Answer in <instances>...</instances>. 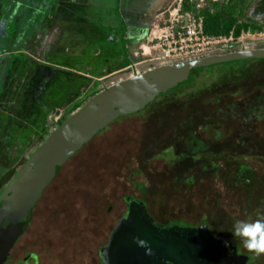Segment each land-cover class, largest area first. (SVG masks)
Here are the masks:
<instances>
[{
  "label": "rangeland",
  "instance_id": "rangeland-1",
  "mask_svg": "<svg viewBox=\"0 0 264 264\" xmlns=\"http://www.w3.org/2000/svg\"><path fill=\"white\" fill-rule=\"evenodd\" d=\"M40 1L50 8V32L23 42L37 28L32 9ZM24 5L0 0V63H7L0 170L6 172L25 164L52 127L105 90L111 75L169 62L165 56L264 45V0H31L22 12ZM192 22L201 32L190 39L185 27ZM122 37L130 57L125 69L117 65L126 56ZM182 83L174 99L113 123L73 154L5 264H33L28 254L37 264H98L128 196L145 202L161 225L204 222L213 236L231 234L255 264L233 225L264 217V61H208L172 80Z\"/></svg>",
  "mask_w": 264,
  "mask_h": 264
},
{
  "label": "water",
  "instance_id": "water-1",
  "mask_svg": "<svg viewBox=\"0 0 264 264\" xmlns=\"http://www.w3.org/2000/svg\"><path fill=\"white\" fill-rule=\"evenodd\" d=\"M264 60V45L225 52L152 68L114 84L88 99L52 130L0 192V264L26 226L30 209L52 181L58 167L114 119L134 113L176 86L172 80L208 61L231 63ZM133 69V68H132ZM172 95V94H171ZM174 95V94H173ZM57 116L59 114H56ZM126 214L111 231L99 256L103 264H244L228 237L212 236L206 225L156 224L143 203L126 199ZM6 222V228L2 224ZM146 241L150 253L139 246ZM225 241L229 244L226 247ZM232 250V252H230Z\"/></svg>",
  "mask_w": 264,
  "mask_h": 264
},
{
  "label": "flooded vegetation",
  "instance_id": "flooded-vegetation-1",
  "mask_svg": "<svg viewBox=\"0 0 264 264\" xmlns=\"http://www.w3.org/2000/svg\"><path fill=\"white\" fill-rule=\"evenodd\" d=\"M120 64H118V65H121V63H123V58L121 57V61L119 62ZM170 64V63H169ZM169 64H164V65H158V66H156V67H153V68H159V67H162V66H166V65H169ZM142 65H144V64H139V65H136V66H134L133 67V69H131V71H134V75H136V74H139V72H138V68L140 67V66H142ZM127 68V67H126ZM122 69H125V68H122ZM150 69H152V68H150ZM149 70V69H148ZM147 70V71H148ZM2 71V70H1ZM131 71L129 72V73H118V74H114V75H111V76H109V77H107L106 79H105V84H106V87H110V86H112V85H114V84H117V83H119V82H121V81H123V80H125L126 78H129L130 77V73H131ZM144 72H146V71H144ZM141 73V72H140ZM3 75H4V69H3V71L2 72H0V81L2 80V78H3ZM38 76H40L41 78H40V80L43 78V80H45V76L44 75H42V74H39ZM42 80V81H43ZM42 81H40V84L42 83ZM32 82H33V80H32ZM42 86V85H41ZM41 86H39V87H41ZM45 86V88L44 89H41V92H43L44 90H46V88H48L46 85H44ZM38 90V89H37ZM39 92H40V89H39ZM174 97L175 96H173V95H167V96H165V97H159V98H157V99H155V100H153L152 102H150L148 105H146L145 107H143L142 109H139V110H137V111H135L134 113H131V114H127V115H125V116H122V117H118V118H116V119H114V120H112L106 127H105V129H103L102 131H100V132H98L97 134H95L88 142H86L85 144H83L81 147H84L85 145H87L90 141H92L96 136H98L99 134H101V133H103L109 126H111L113 123H115V122H117V121H119V120H121V119H125V118H128V117H133V116H136V115H139V114H141V113H144L145 111H147L148 110V108L150 107V105L151 104H153V103H155V102H157L158 100H160V99H167V98H169V99H174ZM39 116V115H38ZM55 129V127H52V129L51 130H54ZM77 152V151H76ZM75 152V153H76ZM31 156V155H30ZM29 156V157H30ZM73 156V155H72ZM72 156L65 162V164L72 158ZM29 157L27 158V160L29 159ZM26 160V161H27ZM26 163V162H25ZM65 164H63L61 167H60V169L65 165ZM24 165V164H23ZM22 165V166H23ZM22 166L15 172V173H13L12 172V169L10 170V171H1L0 170V178H3L4 179V183H5V179L7 178L8 180H7V182L4 184V183H2V187H1V189H0V192L1 191H3V189L7 186V184L13 179V177L16 175V173L22 168ZM14 168V167H13ZM59 169V170H60ZM58 170V171H59ZM58 171L56 170V173H55V176H54V178L56 177V175H57V173H58ZM5 174H8L7 176L5 175ZM54 178L52 179V181L54 180ZM51 181V182H52ZM51 182L48 184V186L51 184ZM4 184V185H3ZM48 186L44 189V191L48 188ZM143 189V185H141V190ZM44 191L42 192V194H41V196H40V198L38 199V201L34 204V206L30 209V211H29V213H28V216H27V218H26V220H25V222H26V226H25V228L23 229V231H22V234L20 235V237L16 240V242L13 244V246L11 247V249L9 250V252H8V254H7V257H6V259L2 262V264H5V263H7V262H9L10 261V253L12 252V250L14 249V247H15V245L17 244V242L24 236V234H25V231H26V229H27V227H28V225H29V218H30V215H31V212H32V210H33V208L35 207V205L39 202V200L41 199V197H42V195H43V193H44ZM133 199V201H137V202H140V203H143L144 205H145V211H146V213H147V215L156 223V224H158V225H160V226H167V225H169V224H172V223H174V222H172V223H168L167 225H161L160 223H158L156 220H154L150 215H149V213H148V208H147V204L145 203V202H143L141 199H138V198H135V197H132V196H128V197H124L123 199H122V201H123V204H124V214L120 217V219L116 222V224L125 216V214H126V202H125V200L126 199ZM2 204H3V202H1L0 203V207L2 206ZM176 223H183V222H176ZM116 224H115V226H116ZM184 224H186V223H184ZM203 224H205L206 225V223H202L201 225H199V226H193V225H189V224H187V225H189V226H192V227H202V225ZM114 226V227H115ZM207 227V226H206ZM2 228H6V222H4L3 224H2ZM208 229V228H207ZM209 231V230H208ZM209 233H210V231H209ZM211 234V233H210ZM212 235V234H211ZM213 236V235H212ZM214 237H216V238H226V237H228L229 239H231V241L233 242V245H234V247H235V251H236V255L239 257V259H241L243 262H244V264H248V262H249V258H248V256L249 255H251V254H249V255H244L242 252H241V250H240V247H238L237 245H236V243H235V240H234V237L231 235V234H226V235H224V236H221V237H217V236H214ZM103 248V247H102ZM101 248V249H102ZM100 249V250H101ZM100 250L98 251V255H97V260H98V264H103L102 263V261H101V259H100V256H99V253H100ZM230 252H232V250H230ZM28 256H31V257H33L32 259H29L33 264H37V261H38V257L35 255V254H28ZM27 257V256H26ZM26 257L25 258H23L22 260H21V262L20 263H23V262H25L26 261ZM255 257H256V261H255V264H264V254H262V255H256L255 254ZM28 263V261H26V264ZM25 264V263H24Z\"/></svg>",
  "mask_w": 264,
  "mask_h": 264
},
{
  "label": "clouds",
  "instance_id": "clouds-1",
  "mask_svg": "<svg viewBox=\"0 0 264 264\" xmlns=\"http://www.w3.org/2000/svg\"><path fill=\"white\" fill-rule=\"evenodd\" d=\"M233 234L241 239L243 246L256 255L264 254V217L252 222L237 221L233 225ZM139 246L145 247L150 253L146 241L137 240ZM227 247L229 242L225 241Z\"/></svg>",
  "mask_w": 264,
  "mask_h": 264
},
{
  "label": "crops",
  "instance_id": "crops-1",
  "mask_svg": "<svg viewBox=\"0 0 264 264\" xmlns=\"http://www.w3.org/2000/svg\"><path fill=\"white\" fill-rule=\"evenodd\" d=\"M13 1H15V3H24L25 5H24V8L22 9V12H23V10H25L26 9V4L28 3V1H31V0H13ZM41 2V1H40ZM41 4V5H40ZM40 4H37V6H40V7H36L37 9H35V8H33L32 9V15H35V18H34V20L37 22V28L35 29V31L34 32H32L30 35H28L27 33H25L24 34V36L22 37V39H23V42L25 41V37H31V36H36L37 37V39H38V37H41V38H43V36H45L46 34H47V32H50L49 30H50V28L48 27V26H45V22H46V19H48L49 17H50V11H49V9L50 8H48L47 9V6H45L44 4H43V1L40 3ZM43 4V5H42ZM119 10V9H118ZM20 11H21V9H20ZM22 12H19V14L21 13L22 14ZM24 14V13H23ZM31 15V16H32ZM34 17V16H33ZM121 17V16H120ZM31 19H32V17H30ZM29 18V16L27 15V17H26V19L27 20H29L30 19ZM18 18H16V20H17ZM121 20L123 21L122 23H123V28H122V32L124 31V20H123V18L121 17ZM123 34V33H122ZM122 41H123V43H124V47H125V51H126V53H125V57H122V55L120 54V60H119V62L121 61V57L123 58V61L125 60V59H127L129 62H130V57H129V52H128V49L126 48V43H125V38L124 37H122ZM22 42V43H23ZM24 54V55H27V53H26V51L23 49V51L21 52V54ZM20 54V55H21ZM13 56L14 55H16V54H12ZM12 55H10V56H12ZM3 57H4V55L3 56H0V61L3 59ZM15 62H17V60L15 61ZM19 62V61H18ZM118 62V64H120ZM117 64V65H118ZM122 64V63H121ZM6 65H7V63H6V61H4V62H1L0 63V72H2L3 71V69H4V67H6ZM119 66H121V65H119ZM2 70V71H1Z\"/></svg>",
  "mask_w": 264,
  "mask_h": 264
},
{
  "label": "trees",
  "instance_id": "trees-1",
  "mask_svg": "<svg viewBox=\"0 0 264 264\" xmlns=\"http://www.w3.org/2000/svg\"><path fill=\"white\" fill-rule=\"evenodd\" d=\"M261 61H264V60H261ZM170 62H151V63H148V64H144V65H142V66H140L139 68H138V72L140 73H142V72H144V71H147L148 69H150V68H153V67H156V66H158V65H164V64H169ZM130 65V62L127 60V59H125L124 61H123V63L121 64V67L122 68H126V67H128ZM121 68V69H122ZM132 76H134V71H131V73H130V77H132ZM180 85H183V83L182 84H178V85H176V86H173V87H170L169 88V92H172V91H174L175 89H178V87L180 86ZM167 95H170L169 93H168V91H164V93H161V94H159V95H157V96H155L153 99H152V101L153 100H155V99H157V98H161V97H165V96H167ZM173 96H175V95H173ZM152 101H150V102H152ZM149 102V103H150ZM149 103H147L146 105H148ZM145 105V106H146ZM60 169V167H58L57 168V171ZM2 264V263H1Z\"/></svg>",
  "mask_w": 264,
  "mask_h": 264
},
{
  "label": "built area",
  "instance_id": "built-area-1",
  "mask_svg": "<svg viewBox=\"0 0 264 264\" xmlns=\"http://www.w3.org/2000/svg\"><path fill=\"white\" fill-rule=\"evenodd\" d=\"M188 32H187V35L189 36V38L191 39L192 37L195 38L196 34H198L199 32H201V24H198L197 25V28H195V24L192 22V24H188L187 27H185ZM198 31V33L196 32ZM241 47V46H240ZM217 52V51H216ZM222 52V51H220ZM212 53H215V52H212ZM211 54V53H210ZM208 55V54H207ZM206 56V55H204ZM200 57H203V56H192V57H186V58H182V59H178V60H174V59H169L168 60H171L170 64H175V63H180V62H185V61H188V60H193V59H197V58H200ZM164 58L167 59V57L165 56ZM133 68V67H132ZM57 127V126H56ZM55 127V128H56Z\"/></svg>",
  "mask_w": 264,
  "mask_h": 264
},
{
  "label": "bare ground",
  "instance_id": "bare-ground-1",
  "mask_svg": "<svg viewBox=\"0 0 264 264\" xmlns=\"http://www.w3.org/2000/svg\"><path fill=\"white\" fill-rule=\"evenodd\" d=\"M160 57H161V56H160ZM161 59L164 60V61H169V62H171V60H168V59H166V58H164V57H161Z\"/></svg>",
  "mask_w": 264,
  "mask_h": 264
}]
</instances>
